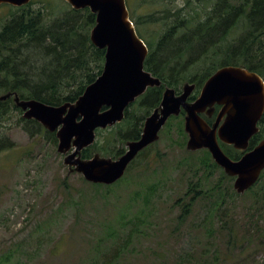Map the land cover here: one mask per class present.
I'll return each mask as SVG.
<instances>
[{
	"label": "rangeland",
	"instance_id": "obj_1",
	"mask_svg": "<svg viewBox=\"0 0 264 264\" xmlns=\"http://www.w3.org/2000/svg\"><path fill=\"white\" fill-rule=\"evenodd\" d=\"M125 1L147 46L155 44L165 22L151 18L138 27L135 21L185 3ZM30 7L41 9L47 20L70 9L64 0H32ZM7 13L8 7L0 5V23ZM242 32L241 24L230 31L217 47V59ZM208 66V60L197 61L185 74ZM20 118L21 112L11 109L0 119V136L13 143L0 152V264H264V203L251 206L250 193L230 196L233 178L222 179L220 169H207L200 161L206 149L186 150L187 135L178 129L180 120L183 129L182 115L167 121L146 154L107 189L69 173L56 144L42 129L30 136L22 126L33 125ZM259 132L264 137V127ZM195 181L199 197L178 219L188 184ZM222 184L228 194L219 206Z\"/></svg>",
	"mask_w": 264,
	"mask_h": 264
},
{
	"label": "trees",
	"instance_id": "obj_2",
	"mask_svg": "<svg viewBox=\"0 0 264 264\" xmlns=\"http://www.w3.org/2000/svg\"><path fill=\"white\" fill-rule=\"evenodd\" d=\"M31 3L20 7L6 5L8 13L0 23V94L16 92L22 99L34 98L50 105L74 101L100 74L103 66L104 50L94 47L89 39L95 15L88 8L76 10L70 7L60 16L47 20L41 9H31ZM151 18L161 19L165 27L155 44L148 42L149 52L144 67L159 77L162 85L148 88L129 104L120 123L107 128L102 140L99 138L82 150L83 158H89L93 153L112 158L123 154L125 148L122 145L128 140L139 138L145 118L159 105L164 85L179 91L184 82H195L194 92L190 96V99H194L204 81L224 65H241L264 78V0H185L179 8L156 11L148 14L145 21L139 19L135 24L139 27ZM239 24L243 26V32L221 52V60L217 59L219 43ZM208 54H214L215 57H207ZM207 60L211 66L198 74H185L195 62ZM94 68L96 72L92 71ZM72 86L76 87L65 93V88ZM11 109L21 112L11 98L0 100V119H6ZM174 118L170 117L168 121ZM20 120L33 125L22 126L30 136L40 134L39 129H42L43 134L56 144L54 133L45 130L38 122L22 117ZM260 123L261 130L264 127V115ZM178 129L185 136L181 120ZM101 131L97 129L96 134L99 136ZM263 138L260 132L254 135L249 149ZM116 143L121 146H116ZM220 145L232 159H238L243 153L232 146ZM12 147V141L1 135L0 152ZM148 150L149 147L140 151L126 172ZM202 152L200 161L205 163L208 170L218 168L222 179H232L211 159L207 150ZM262 178L264 169L258 181L243 194L235 193L229 185L230 196L243 197L250 193L251 206L261 208L264 203V184L260 185ZM122 179L111 185H91L107 189ZM196 182L188 184L185 196H189L179 210L178 219H184L189 214L191 204L199 197L200 184ZM219 188L220 206L228 192H223L226 185H219Z\"/></svg>",
	"mask_w": 264,
	"mask_h": 264
},
{
	"label": "water",
	"instance_id": "obj_3",
	"mask_svg": "<svg viewBox=\"0 0 264 264\" xmlns=\"http://www.w3.org/2000/svg\"><path fill=\"white\" fill-rule=\"evenodd\" d=\"M30 1L0 0V5L20 7ZM64 1L73 9L88 8L95 15L89 39L94 47L104 50L100 74L71 102L50 105L34 98L22 99L11 91L1 93L0 100L11 98L23 119L35 120L54 133L56 150L63 155L62 163L69 173H78L93 184L115 183L138 153L158 140L167 120L183 112L186 150L206 149L224 174L233 178L237 194L258 181L264 169V138L251 149L249 143L259 132L264 112V79L241 65L216 69L193 100L188 98L195 83L184 82L179 92L164 85L159 105L145 118L139 138L126 142L123 154L112 158L93 153L83 158L82 150L94 143L96 129L121 122L129 104L162 81L144 67L148 47L136 33L125 0ZM215 105L221 107L209 124L201 114L211 116ZM220 142L242 151V155L230 158Z\"/></svg>",
	"mask_w": 264,
	"mask_h": 264
},
{
	"label": "flooded vegetation",
	"instance_id": "obj_4",
	"mask_svg": "<svg viewBox=\"0 0 264 264\" xmlns=\"http://www.w3.org/2000/svg\"><path fill=\"white\" fill-rule=\"evenodd\" d=\"M30 2H32V0L30 1ZM250 70V69H249ZM259 74V73H258ZM261 76V75H260ZM263 78V77H262ZM264 79V78H263ZM192 83H195V82H192ZM196 84V83H195ZM201 88V87H200ZM181 89V88H180ZM180 91V90H179ZM179 91H177V92H179ZM194 92V91H193ZM192 92V93H193ZM192 95V94H191ZM190 95V96H191ZM198 95V94H197ZM190 96H189V100H193V99H190ZM195 99V98H194ZM220 105H215V110H214V112H213V114L211 115V116H208V115H206V114H201V116L205 119V120H209L211 123L214 121V119H215V117H216V115H217V112H218V110L220 109ZM182 113V112H181ZM180 113V114H181ZM183 114V113H182ZM263 115H264V112H263V114H262V116H261V118H260V120H259V122H258V125H259V127H261V120H262V117H263ZM171 117H174V116H171ZM182 117H183V115H182ZM169 120V119H168ZM207 122V121H206ZM208 123V122H207ZM210 123V124H211Z\"/></svg>",
	"mask_w": 264,
	"mask_h": 264
}]
</instances>
